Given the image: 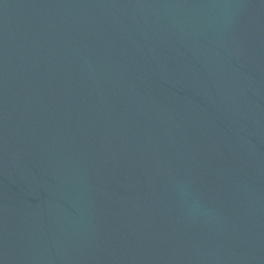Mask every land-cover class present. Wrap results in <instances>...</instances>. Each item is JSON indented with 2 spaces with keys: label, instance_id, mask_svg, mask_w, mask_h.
Wrapping results in <instances>:
<instances>
[{
  "label": "water",
  "instance_id": "obj_1",
  "mask_svg": "<svg viewBox=\"0 0 264 264\" xmlns=\"http://www.w3.org/2000/svg\"><path fill=\"white\" fill-rule=\"evenodd\" d=\"M0 264H264V0H0Z\"/></svg>",
  "mask_w": 264,
  "mask_h": 264
}]
</instances>
